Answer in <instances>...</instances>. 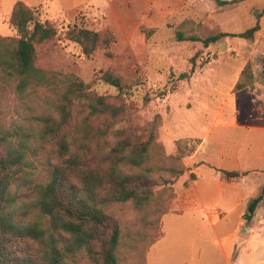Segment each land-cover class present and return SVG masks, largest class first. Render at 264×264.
Segmentation results:
<instances>
[{
  "label": "rangeland",
  "instance_id": "obj_1",
  "mask_svg": "<svg viewBox=\"0 0 264 264\" xmlns=\"http://www.w3.org/2000/svg\"><path fill=\"white\" fill-rule=\"evenodd\" d=\"M98 1L100 6L84 5L75 18L72 14L56 18L55 6L35 8L42 21L59 31L57 39L36 47V66L74 75L89 85L90 97H105L108 104L122 107L127 120L115 127L130 120L141 133L160 115L159 142L166 155L177 154L179 140L196 148L183 159L188 171L173 185V198L169 192L157 195L158 203L168 202V212L156 226L145 227L129 203L110 207L122 229L120 263L264 264V201L251 221L245 219L264 185V0L227 6L216 0ZM259 15L261 30L252 40L229 36L208 47L177 40L178 33L200 39L216 33L237 35L253 27ZM3 25L0 37H17L8 23ZM74 25L112 32V56L103 50L83 55L76 43L65 39L68 27ZM248 62L255 84L236 92ZM193 67L190 79H179ZM107 72L121 80L122 91L101 79ZM22 97L13 87L0 86V124L12 134L13 143H27L34 164L26 170L33 187L46 171V144L39 141L41 119L49 109L48 97H57L46 89L33 93L31 100ZM84 111L82 104L73 107L68 137H85L97 159L104 160L114 143L102 135L109 115L89 117ZM218 170L247 175L226 181ZM191 173L197 176L193 183ZM24 183L15 186V193H27L21 190ZM199 186L200 191L208 190L209 197L193 206L197 198L189 192ZM13 249L9 245L8 253L14 254Z\"/></svg>",
  "mask_w": 264,
  "mask_h": 264
},
{
  "label": "trees",
  "instance_id": "obj_2",
  "mask_svg": "<svg viewBox=\"0 0 264 264\" xmlns=\"http://www.w3.org/2000/svg\"><path fill=\"white\" fill-rule=\"evenodd\" d=\"M216 1L227 6L247 0ZM39 15L38 9L18 2L10 18L17 37H0V86L13 87L23 99L31 100L33 93L43 89L57 97H48L49 109L46 118L41 119L44 126L39 141L46 144V171L33 187L26 170L34 164L27 155V143H13L12 134L0 124V264H82L84 260L89 264H121L122 229L109 213L110 207L129 203L141 214L145 227L156 226L168 212V202L158 203L157 195L169 192L173 198V185L188 171L183 159L196 148L179 140L177 154L166 155L159 142L160 115L141 133L130 120L128 125L115 127L127 120L122 107L108 104L105 97H90L89 85L74 75L38 68L36 47L59 37L58 29ZM261 17L253 27L237 35L216 33L200 39L178 33L177 40L201 42L205 47L229 36L252 40L261 30ZM65 39L76 43L87 57L97 50L111 57L115 42L114 34L108 30L92 31L77 25L68 27ZM194 73L193 67L179 79L188 80ZM101 79L123 90L121 80L112 73H105ZM254 84L252 63L248 62L234 91ZM78 104L85 113L89 112V117L109 115L102 135L114 143L102 156L104 160L97 159L92 143L85 137H68L72 109ZM218 172L226 181L247 175ZM196 179L191 173L190 182ZM22 181L25 183L21 190L25 188L27 193L21 196L14 188ZM158 186L162 189L156 191ZM263 201L264 185L260 196L249 205L246 220L254 218ZM9 245L14 247V254L8 253Z\"/></svg>",
  "mask_w": 264,
  "mask_h": 264
},
{
  "label": "crops",
  "instance_id": "obj_3",
  "mask_svg": "<svg viewBox=\"0 0 264 264\" xmlns=\"http://www.w3.org/2000/svg\"><path fill=\"white\" fill-rule=\"evenodd\" d=\"M80 1H83V3L82 2L80 3ZM106 1L108 3L109 1L110 3L114 2V0H106ZM18 2L24 3L27 7L31 9L44 6L46 10H48L51 6H55L59 11L58 13H56V18L59 17L64 18L67 17V15L69 14L74 15L73 18H75L80 13L84 5L86 6V8L90 6H97V7L100 6L98 0H0V28L2 26H5L3 25L4 23H8V25L10 26V18L12 16L14 7ZM201 190L202 191H200V186H199L197 189H191V191L189 192L191 197L196 196L197 198L196 201H193V206L195 205L194 204L195 202L204 204L206 202L205 199H207L206 196L209 197L208 190H203V189Z\"/></svg>",
  "mask_w": 264,
  "mask_h": 264
}]
</instances>
